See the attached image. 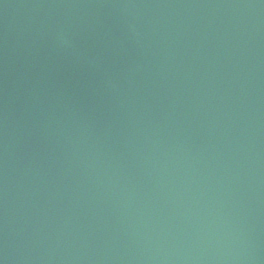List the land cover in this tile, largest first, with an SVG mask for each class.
Returning <instances> with one entry per match:
<instances>
[{"label": "water", "instance_id": "95a60500", "mask_svg": "<svg viewBox=\"0 0 264 264\" xmlns=\"http://www.w3.org/2000/svg\"><path fill=\"white\" fill-rule=\"evenodd\" d=\"M0 264H264V0H0Z\"/></svg>", "mask_w": 264, "mask_h": 264}]
</instances>
